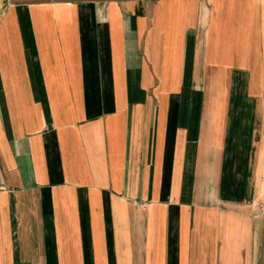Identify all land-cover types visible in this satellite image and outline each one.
I'll return each instance as SVG.
<instances>
[{"label":"crops","instance_id":"1","mask_svg":"<svg viewBox=\"0 0 264 264\" xmlns=\"http://www.w3.org/2000/svg\"><path fill=\"white\" fill-rule=\"evenodd\" d=\"M0 264H264V0H0Z\"/></svg>","mask_w":264,"mask_h":264}]
</instances>
